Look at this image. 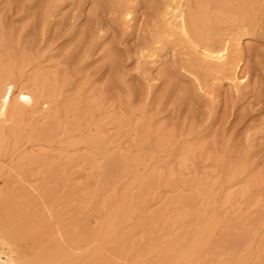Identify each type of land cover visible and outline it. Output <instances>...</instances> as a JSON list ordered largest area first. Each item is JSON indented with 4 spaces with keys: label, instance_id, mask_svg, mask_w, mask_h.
<instances>
[{
    "label": "rangeland",
    "instance_id": "rangeland-1",
    "mask_svg": "<svg viewBox=\"0 0 264 264\" xmlns=\"http://www.w3.org/2000/svg\"><path fill=\"white\" fill-rule=\"evenodd\" d=\"M167 4L168 0H121L119 4L115 0H0V39H5L0 55L6 54L7 51L16 54L22 51L34 53L38 59L36 63L39 62L43 68L57 69L61 74H69L74 82L73 85L87 82L89 94L101 97L112 113L125 109L132 111L138 119L151 115L163 128H176L182 133L177 145L153 154V143H141L139 138L135 141L131 128L127 127L119 131L113 124L106 128V132L111 133L110 135L117 132L119 134L105 147L96 149L88 142L90 138H94L91 129L94 128L95 122L87 125L84 115L78 116V120V117L71 114L66 117L61 111L60 120L63 119L64 122L60 121L61 127L57 129V134L55 133L52 148H68L72 156H81L85 153L92 157L95 155L93 158L98 160L101 167L93 169L95 171L89 164L82 165V168L74 167V164L66 167V172L70 174L69 182L67 181L66 187L62 190L63 193L62 191L58 193L62 206L59 207V214L52 218L53 221H50L49 225L54 226L63 216L64 219L72 215L77 216L78 212H81L78 215L81 217L91 214L90 219L95 225V230L99 231L95 233L91 243L81 242V253L94 252L99 248L108 249L107 245L110 247L119 236L132 232L131 238L134 244H137L131 249L128 261L118 259L116 260L118 264H133V258L141 249H147V257L150 258L148 261L145 259L143 264L145 262H147L145 264H164L167 258L176 260L178 264H264V189L257 192L255 190L253 198L239 201L240 211L237 210L230 216H222L224 211H221L218 215L219 219L216 218V221L213 219L212 222L215 209L213 201L208 205L210 207H205L206 216L204 215L195 227L193 225L190 231L162 230L164 217L161 220L153 218L155 213L165 209L166 202L171 203L168 210H180L182 207L176 204V201L194 194L198 179H209L213 182L219 178L222 183H219L221 190L227 189L228 186L238 189V180L229 182L224 173V167L229 164L245 163L253 172L264 173V22H260L259 26L256 25L257 27L244 35L240 41L234 38L237 34L234 27L223 26L225 31L218 34L219 37L217 35L210 44L221 45L224 40L222 34H230L228 38H231L229 46L232 62L230 61L224 72H206L194 65H187L184 61L186 49L181 42H166L162 44L163 46L159 45L160 47L151 43L154 34L163 28L161 14ZM121 11H129L131 20L124 19ZM6 46L9 48L6 49ZM142 53H145L146 57L143 58ZM234 67L237 68V76L241 79L238 89L235 84L237 82L234 83L233 78ZM23 81H19L18 88ZM198 83L206 85L207 93H204L200 85L198 87ZM43 104L42 100L41 106ZM10 110L9 108L7 111L8 118H10ZM28 110L26 137L23 135L19 139L16 138L11 130H8L9 119L6 121L5 146L2 147L5 152H0L2 155L0 157L3 158H0V165L3 168L0 169V188L5 187L4 190L9 188L7 192L13 190L22 192L32 185L38 188L34 196H42L47 195L54 185L53 182V184L45 182L43 171L46 166H43L42 170H36L37 166L45 163L44 154L48 153L44 148L46 142L41 129L51 114L46 112L40 118L37 116L33 118L38 126L35 131L32 130V123H28L33 107H29ZM196 138L205 140L202 156L195 160L193 167L185 172L184 177L177 175L170 184H167L171 167L174 166V171L179 170L177 157L181 141ZM215 153L223 156L218 171H213L217 165L213 158ZM120 154L129 157L128 172L123 174L124 176L113 174V168L111 170L112 166L108 162L109 156ZM23 158H30L34 163L24 166L26 169L23 168L22 174L21 169L16 170L17 172L10 169L18 164L17 162L23 161ZM52 158L55 156L52 155L47 161L53 160ZM155 168L163 169V177L158 188L160 194H156L157 196L141 204L142 206H136L134 201L131 208L126 205L123 207L124 198L128 194L137 196L143 193L142 185ZM23 176L28 180L20 181ZM104 183L108 186L106 191L103 190L102 194H99L101 200L99 201L98 196V202L96 200L94 206L80 207L90 200V193ZM70 188L72 191L69 190ZM259 198L260 201L256 203ZM216 199L218 200L217 196ZM80 200L83 201V205L77 202ZM29 201L23 200V203L27 204ZM46 202H51L50 198ZM121 207L124 210L128 208L125 213L130 215L127 219L129 221L124 220L123 217L114 219L115 211ZM141 207L142 209H139ZM259 218L261 220L263 218V221L258 222ZM154 220L155 223L156 221L159 223L160 220L161 223L157 225L159 230L156 227L154 231L157 232H148L147 236L144 234L146 228ZM110 221H114L112 230L108 226ZM209 226H212L211 230H213L209 231L204 239L205 242L203 241L204 244L201 242V245L197 240L199 234ZM178 231L180 236L177 234ZM151 233L153 236L150 235ZM170 237L175 242L176 249L162 246V242L169 240ZM154 243L156 244L153 245ZM156 248L164 250L161 252L162 249ZM259 252H262V261L256 262L254 258Z\"/></svg>",
    "mask_w": 264,
    "mask_h": 264
},
{
    "label": "bare ground",
    "instance_id": "bare-ground-1",
    "mask_svg": "<svg viewBox=\"0 0 264 264\" xmlns=\"http://www.w3.org/2000/svg\"><path fill=\"white\" fill-rule=\"evenodd\" d=\"M115 1L117 4H119L121 0H115ZM121 15L124 17V19L128 20L130 18L131 13L129 11H121ZM161 18H162L161 22L163 20L164 23L162 24L163 28H161L158 32L154 34V37L151 41L153 45L163 46L162 44L164 43L166 44V42H178V43L181 42L183 47H185L186 49L185 51L186 57L184 58V61L187 63V65L188 64L194 65L198 68L205 70L206 72H216V73L224 72L230 64L231 61L230 57L233 58L230 55L229 41L231 40V38L230 39L228 38L230 34L228 35L226 33L222 34L224 40L222 41L223 43L221 45L214 46L212 45L213 43L210 44V41L214 40L218 34L220 35L223 31H225V29H223V26L234 27L233 28L235 29L234 31H237V34L235 35L234 38L240 41L244 35H246L252 29L256 28L257 27L256 25H258L260 22L262 23L264 22V0H168V4L165 7L164 11L162 12ZM129 20H131V18ZM4 42L5 39L1 38L0 49L1 47H4L5 45ZM238 45H240V43ZM7 46L6 49L9 48V47L7 48ZM142 57L143 58L146 57V54L142 53ZM37 60L38 59L36 58L34 53H29L26 51H22L21 53H17V54L16 52L13 53L12 51H7L6 54L0 55V152L2 151L5 152L2 147L5 143L4 142L5 129H6L5 127H6V121L8 119L10 123V129L8 130H11L13 135H15V137L19 139L23 135H25L26 132L25 131L27 124L26 115L29 111L28 110L29 107L31 106L33 107V110L31 111L32 113L30 112L31 114L29 116L30 118L28 122V123L30 122L32 123L31 124L32 130H35L38 127L36 126L37 122H35L33 118L35 116L40 118L44 116L46 112H49L51 115L48 121L42 126L41 129V133L45 136V142H46V146H44V148L48 150L47 151L48 153L44 154L43 159L45 160V163L42 166H37L36 170L38 171L40 169L42 170V167L46 166L45 170L43 171L44 178L46 179L45 182L47 184L48 182L49 183L53 182L54 185L52 188L49 189L50 191L48 192L47 195H42V196L38 195L39 197L34 196L35 193L38 192L37 191L38 188L32 185H29L28 187L25 186L26 189L22 188L24 189L22 192H16L15 190H13L12 192H7V190L9 191V188L7 190H4L5 187L0 188V264H118L119 262L116 261L118 259H120V261L121 259L123 260L125 259V261L126 260L128 261V256H130L129 254L131 249L134 247L135 244H137V243L134 244V240L131 238L132 232L131 234L125 233L119 236L118 240L115 239L116 242L112 243L110 247L109 245H107L108 249L99 248L94 252L88 251L87 253H81L80 252L81 242L90 241L91 243V240L93 239L95 233H98L99 231L98 230L96 232L95 230L94 227L95 225H93L90 219L91 214L88 215L86 214V216L81 217L78 216L81 214V212H78L77 216L72 215L73 216L72 217L70 215L71 217L67 218L68 217L67 216L66 217L67 219H64L65 217L63 216V218L60 217V219L54 226L49 225L50 221L51 222L53 221L52 218L56 214L57 215L59 214L58 213L59 207L61 208L62 206V202H60V200L58 199V195H59L58 193L59 191H62L66 187V183L68 181V175L70 176V174L66 172V167L70 164H74V167L80 166V168H82L81 167L82 165L89 164L91 165L90 167L92 170L101 167V164H99L98 160L93 158L95 155H93L91 151L90 153L93 155V157L89 154L86 155V153L85 155L83 154L81 156H72L70 155L71 152L69 151L68 148H62V149L52 148L53 146L52 142L55 139V133L57 134L56 132L57 129L61 127L60 121L63 120V119L60 120L61 119L60 113L62 111L66 117H68L70 114L74 117L84 115L87 125H91L92 123L95 122L94 128L91 126V128H93L91 129V131L93 132L92 134L93 136L92 135L91 136L94 138H90L91 140L89 141L87 140V141L90 142V146L92 147L94 146L93 148L96 149L98 148L101 149L103 148V146L105 147V145L109 144L111 139H113L115 136H117V134H119V132H117L113 135H110L111 133L109 134L106 132L107 130L106 128H108L110 125L113 124L116 126L115 127L116 129H119V131L127 127L131 128L134 133L132 134L133 140L135 141L137 138H139L141 143H145V144L149 142L153 143L154 145L153 146L154 151L152 150L153 154H156L160 151H165L170 147L177 145L182 133L178 131L176 128H172V129L163 128L162 125L156 123L153 120V117L151 115H145L144 117L138 119L132 111L129 112L125 109H120L118 112L112 113L111 111L108 110V107L106 106V102H104V100L101 97H97L96 94H89V91L87 90V86H88L87 82L73 85L74 82L72 81V78L69 76V74L67 73L61 74L57 69L43 68L41 67L39 62L36 63ZM233 70H234L233 78L235 80L234 83L237 82L235 84L237 87L236 89H238L239 84H241L240 81L241 79H239V77L237 76V68L234 67ZM19 81L21 82L23 81V84L18 88ZM199 85L201 89L204 91V93L205 92L207 93L206 85L202 83L201 84L198 83V87ZM69 88L71 89L68 90ZM42 100L44 101L43 106H41ZM9 108L11 109L9 116L10 118H8L7 115V111L9 110ZM63 122L64 121H62V123ZM65 123L67 122L65 121ZM80 126H81V122H80ZM28 139L29 137L27 138V140ZM18 141L20 142L21 140ZM181 142L182 144L178 147V157H177L179 159V163H178L179 170L174 171L173 170L174 166L171 167L170 178L166 181L167 184H170L174 180L173 178H175V176L177 175H179V177H184V175H186L185 172L191 170L195 160L200 158L203 154V151L205 150L204 147L206 144L204 138H196L194 140L187 139ZM10 152H12V150ZM3 154L5 156V153ZM12 155L13 154H11V156ZM52 155L55 156V158H52L53 160L51 161H47L48 159H51ZM213 158L215 163H217L213 171H218L219 166L223 160V156L219 153H215L213 155ZM108 159H109L108 161L109 165L112 166V167L110 166L111 170L113 168V174L123 175L128 172L127 160L129 159V157L120 154L118 156L111 155L109 156ZM24 160H23L24 162L23 161H21L20 163L17 162L18 164H16L14 167L10 169H12L13 171L21 169L20 172L22 174V171H24L23 168L26 169L24 166L34 163L30 158L28 159L25 158ZM156 168L154 169V172H152L151 176L147 179V181L144 184L142 183L143 193L138 195L136 194L137 196L128 194L124 198L123 207H125L126 205L127 207L129 206L131 208L132 203L134 201L136 202V206H140L141 204H144L147 201H149L151 198H154L156 194L158 195L159 193L158 188L160 184L159 182L163 177V169L162 168L156 169ZM224 168H225L224 173L227 176V180L229 182L238 180L239 183L238 189H234L233 186L231 187L228 186L227 189L224 188L225 190L224 189L221 190L222 188L219 187V183H220L219 178H216L213 182H211L209 179H204V180L203 178L198 179L195 185V193L189 195L188 197H181L180 200L176 201V204H179L182 207L180 210L177 211L168 210L171 203L166 202L165 209H162L155 214L153 213L154 214L153 218L155 217L156 219L161 220V218L164 217L165 221L162 230L174 231L176 229L179 231L181 230L188 231L193 225L195 227V225L201 221L204 215L206 216L205 207H207L213 201L215 202V206H214L215 209L213 210V216L211 215L212 222L216 218L219 219L218 215L221 211H224V214L222 213V216L223 215L230 216L237 210L240 211L241 206L239 205L240 204L239 201L241 200L243 201L248 198H251L255 190L257 192L264 189V173L257 171L253 172L252 170L249 169L247 164L233 163V164H229L227 167ZM0 169H3L1 165H0ZM35 174L37 176V173ZM24 177L25 176H23L20 179V181L28 180ZM194 184L195 183H193V185ZM107 186L108 185L104 183L101 184V186L99 185L98 187H96L93 191L91 190L92 192L90 193L91 195L90 200L88 199L89 201L88 202L86 201L87 202L86 204L84 203L83 205V201L81 200L77 201L79 204L83 205V206L80 205V207L90 208L94 206L97 198L99 199L100 197L99 194L101 193V191L105 190ZM69 190H71V188ZM61 193H63V191ZM216 196L218 200L216 199ZM70 197H68V199ZM48 198H50L51 202L47 203L46 201ZM101 198L102 197H100L99 201L101 200ZM23 200L26 201L30 200V201L27 204H24L25 202L23 203ZM259 201L260 198L257 199L255 202L257 203ZM80 207L79 210L81 209ZM123 207L118 208L115 211L114 219L123 217L124 220H127L129 218L130 215L125 213L129 207L125 210L123 209ZM139 209H142V207ZM136 210L137 207L135 211ZM169 212L172 214H170ZM206 218H208V216ZM160 220L158 221L159 223H161ZM260 220L261 219L259 218L258 222ZM261 221H263V218ZM117 222L119 223V221ZM159 223H157V221L155 223V220L154 222H151L149 226L146 228L147 230L145 231L144 234H147L148 232L156 233L157 231H154V229L156 227H157L156 229H158L157 225ZM200 225H202V223ZM108 226L109 229L112 230L114 228V221H110ZM140 226L142 227V225ZM212 226H209L208 228H205L201 231V233L199 234V238L197 239L199 244L201 242L203 243L205 237L211 230ZM179 231L177 232V234L179 233ZM198 232H196V234ZM150 235H152V233ZM178 235L180 236V234ZM171 237L169 238V240L163 241L162 246L164 245L166 248H173L175 246V242L172 241ZM195 238H197L196 235ZM155 244L156 243H154L153 245ZM101 246L102 245H100V247ZM174 248L176 249V247ZM200 248H202V246H200ZM135 249H133V251ZM156 249H160V248H156ZM163 250L164 249H162L161 252ZM198 252H200V249ZM261 253L262 252H259L254 258L256 262L262 259ZM150 254H152L151 251ZM147 255H148L147 249H141L137 254V256L133 258L134 263L143 264L145 259H147L148 261V259L150 258H148ZM164 264H178V263L174 259L167 258Z\"/></svg>",
    "mask_w": 264,
    "mask_h": 264
}]
</instances>
